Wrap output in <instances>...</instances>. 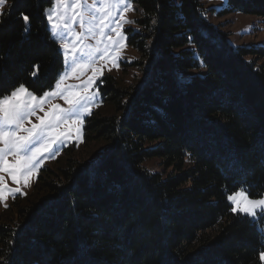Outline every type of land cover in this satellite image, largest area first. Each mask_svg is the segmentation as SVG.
<instances>
[{
  "label": "trees",
  "instance_id": "1",
  "mask_svg": "<svg viewBox=\"0 0 264 264\" xmlns=\"http://www.w3.org/2000/svg\"><path fill=\"white\" fill-rule=\"evenodd\" d=\"M131 1L141 79L101 81L106 112L87 121L84 146L98 151L42 170L0 222V264H264L263 234L227 199L264 194V46L233 47L200 0ZM52 4L8 0L0 97L59 81ZM236 12L264 19V0H227L218 15Z\"/></svg>",
  "mask_w": 264,
  "mask_h": 264
},
{
  "label": "snow or ice",
  "instance_id": "2",
  "mask_svg": "<svg viewBox=\"0 0 264 264\" xmlns=\"http://www.w3.org/2000/svg\"><path fill=\"white\" fill-rule=\"evenodd\" d=\"M7 0H0L2 9ZM124 4L121 10L120 20L124 21L123 13L131 10V5L127 0H93L91 4L87 0H55V9L48 15V20L54 30V34L59 35L61 29L74 41H81L84 32L77 34L74 24H79L85 32L93 36H99L102 42L106 39L105 53L109 49L118 52L122 46L123 35L120 31L122 25L116 22L115 27H111L112 11ZM55 17V21H54ZM25 23L29 22L28 16H23ZM131 23V21H125ZM115 33V36L107 35L106 29ZM98 29V31H97ZM61 47L71 57L73 62V72L83 69L94 61H85L83 57L93 56L100 52L99 48L90 50L87 46L80 47L76 43L69 45L64 42ZM104 56H101L103 59ZM99 69L93 70V77H90L86 87H89L95 80V73ZM35 74V73H33ZM102 74V73H101ZM64 77L61 78V81ZM72 86H69L71 88ZM60 89V83L57 84ZM59 95L70 105L69 108H61L53 105L52 109L45 112L44 116H37L38 124H32L30 128L25 127V122H31L29 117L35 116L37 111H44L43 105L49 96ZM95 96H81L79 92L71 90H60L53 93H45L43 97H37L23 85L13 90L9 95L0 97V172H7L14 183L23 181L27 186L29 178L42 163L41 157L45 152H51L52 145L71 134L74 125L83 123L82 117L90 114V104ZM66 127V131H61V126ZM75 132L79 134L80 128L76 127ZM26 133V134H21ZM15 158L14 163H9L7 156ZM18 193L20 187L11 189L7 187L4 177L0 176V200H5V192ZM228 199L236 206L232 208L234 213L241 212L249 215H256L255 209L259 208L264 212V199L253 200L248 197L244 190L229 195ZM260 260L264 261V253L260 254Z\"/></svg>",
  "mask_w": 264,
  "mask_h": 264
},
{
  "label": "rangeland",
  "instance_id": "3",
  "mask_svg": "<svg viewBox=\"0 0 264 264\" xmlns=\"http://www.w3.org/2000/svg\"><path fill=\"white\" fill-rule=\"evenodd\" d=\"M200 1L202 2L204 8L207 10L210 23L220 28L224 33L228 35L229 42L233 47L251 48L264 46V19L256 16L244 15L240 12L220 16L218 15V12L222 11L226 7L227 0ZM92 2L93 0H87L88 4H91ZM127 3L131 5V10L123 13L125 20H120L121 10L124 8V4H121L118 9H113L112 20L110 22L111 27H115L116 22H119L122 25L120 29L123 35L122 46L119 48L118 52L109 49L107 53H105V45L108 43V41L106 39H103L102 42L98 43V40H100L101 38L99 36H93L92 34L85 32L78 23L73 25V29L77 34L84 32V38L82 42L74 41V38L68 36L63 29H61L59 35L54 34V30L47 17L56 7L55 0H53V4L46 10V18L49 31L54 42L58 44L60 52L62 53L64 58V70L58 81L60 83V89H57V82L54 88L45 93H53L60 90H71L79 92L81 96H90L94 94L95 98L91 101L90 104V114H85L82 117V125H74L73 130L71 131V134L69 136L62 137L60 141L53 144L50 153H44V155L41 157L42 163H40L39 167L29 178L27 186L24 185L23 181H21L19 184L14 183L7 172H0V176L4 177V181L6 182L8 188L15 189L16 187H20L21 189L20 192L14 194L8 193L7 191L5 192V196L7 197V199L0 200V222H9L16 212L17 203L23 204L30 198L43 169L55 168L64 165L68 156V152L73 149L77 151L76 155H80V157L84 159L90 158L91 155L98 151V147L91 146L88 148H84V146L85 126L87 124V121L94 116L104 115L106 112V105L103 101V97L100 91L101 81L107 76L115 77L119 81V83L124 86L137 84L140 81L142 71L138 67L134 66V63L140 58L138 52L133 48L132 45H130V36L134 35L135 32H137L136 20L140 16V11L139 6L133 1L127 0ZM7 8L8 0L5 6L0 9V23ZM210 10H213V12H209ZM125 21H131V23H127ZM106 33L107 35L115 36V33L111 32L110 28L106 29ZM64 42L69 43V45L76 43L80 47L87 46L90 50L99 48L100 52L96 53L93 56L83 57L85 61H94V63H89L83 69H77L75 72H73L74 65L72 59L61 47V44ZM102 55L104 56L103 59H101ZM94 69H99L100 71H97L95 73L94 83H92L89 87H86L89 78L93 77ZM62 77H64V79L61 81ZM69 86L72 87L69 88ZM28 91L31 92L29 89ZM45 93L40 95L35 93L33 94H35L39 98L43 97ZM53 105H59L61 108L65 109L70 107V105L66 103L65 100L59 95L49 96L43 105L44 111L38 110L35 116L29 117V120L31 122L29 123L26 121L25 127L30 128L32 124H38L39 120L37 119V116H44L45 112L51 110ZM76 127L80 128L79 134L75 132ZM60 130L66 131L67 129L62 125ZM0 147H3V145H0ZM79 152L81 154H79ZM7 159L9 163H14L15 161V158L11 155H8ZM150 166H153L155 170H158V168L155 166V163L150 164ZM246 194L250 199L253 200L264 199V194L261 197H252L248 192H246ZM228 202L232 207L236 206L229 199ZM255 211L257 214L254 216L241 212H236V214H240L242 216L250 218L252 222L257 225L258 230L264 236V212H261L259 208L255 209Z\"/></svg>",
  "mask_w": 264,
  "mask_h": 264
}]
</instances>
